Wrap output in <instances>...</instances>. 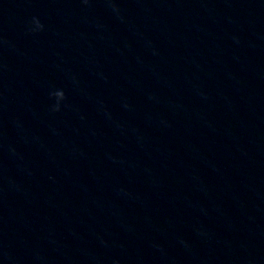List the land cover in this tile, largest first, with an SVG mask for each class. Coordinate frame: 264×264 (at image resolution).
<instances>
[{"label":"water","instance_id":"water-1","mask_svg":"<svg viewBox=\"0 0 264 264\" xmlns=\"http://www.w3.org/2000/svg\"><path fill=\"white\" fill-rule=\"evenodd\" d=\"M0 264H264V0H0Z\"/></svg>","mask_w":264,"mask_h":264},{"label":"clouds","instance_id":"clouds-1","mask_svg":"<svg viewBox=\"0 0 264 264\" xmlns=\"http://www.w3.org/2000/svg\"><path fill=\"white\" fill-rule=\"evenodd\" d=\"M37 23H39L37 21ZM42 27V25H41ZM52 96L56 99V106H55V110H59V103L60 101L64 100L65 99V95H64V92L62 90H57L55 91L54 93H52Z\"/></svg>","mask_w":264,"mask_h":264}]
</instances>
